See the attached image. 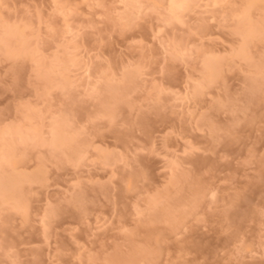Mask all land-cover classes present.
I'll list each match as a JSON object with an SVG mask.
<instances>
[{
    "label": "rangeland",
    "instance_id": "1",
    "mask_svg": "<svg viewBox=\"0 0 264 264\" xmlns=\"http://www.w3.org/2000/svg\"><path fill=\"white\" fill-rule=\"evenodd\" d=\"M0 264H264V0H0Z\"/></svg>",
    "mask_w": 264,
    "mask_h": 264
},
{
    "label": "bare ground",
    "instance_id": "2",
    "mask_svg": "<svg viewBox=\"0 0 264 264\" xmlns=\"http://www.w3.org/2000/svg\"><path fill=\"white\" fill-rule=\"evenodd\" d=\"M186 1L187 0H169V6H170L171 12L174 14L179 8H181L186 3ZM249 4L250 3H248L246 6H248ZM12 150L13 149H9L7 151L6 157L4 159H7V161H9L12 165H14L15 161L13 159Z\"/></svg>",
    "mask_w": 264,
    "mask_h": 264
}]
</instances>
